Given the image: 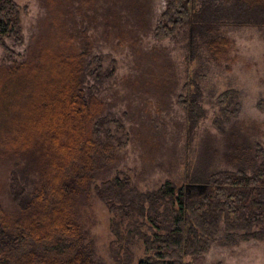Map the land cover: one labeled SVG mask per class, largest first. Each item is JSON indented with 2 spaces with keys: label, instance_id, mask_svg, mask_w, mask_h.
Segmentation results:
<instances>
[{
  "label": "rangeland",
  "instance_id": "obj_1",
  "mask_svg": "<svg viewBox=\"0 0 264 264\" xmlns=\"http://www.w3.org/2000/svg\"><path fill=\"white\" fill-rule=\"evenodd\" d=\"M12 1L19 35L0 39V208L10 216H19L15 198L31 194L37 180L29 150H19L22 135L30 132L26 141L33 142L35 109L22 111L17 96L32 89L56 93L68 65L61 48L67 42L85 67V93L102 106L92 136L93 179L76 209L94 264H118L125 253L132 264L148 256L132 232L134 220L142 219L127 215L121 204L110 210L97 194L103 184L128 181L129 189L145 196L166 183L187 185L196 174L251 175L264 163V15L255 9H236L231 0H196L197 10L205 3L221 13L212 34L232 46L216 62L205 39L193 42L186 26L173 38L155 37L167 0ZM230 9L236 17L226 19L222 14ZM241 15L246 17L237 20ZM6 67L13 70L4 73ZM226 92L231 102L221 105ZM140 226L151 235V225ZM223 235L221 225L208 251L185 262L264 264V242L223 246Z\"/></svg>",
  "mask_w": 264,
  "mask_h": 264
},
{
  "label": "trees",
  "instance_id": "obj_2",
  "mask_svg": "<svg viewBox=\"0 0 264 264\" xmlns=\"http://www.w3.org/2000/svg\"><path fill=\"white\" fill-rule=\"evenodd\" d=\"M167 1L155 29L157 39L173 38L186 26L193 42L197 37L205 39L214 61L229 56V39L212 34L221 14L215 7L203 3L197 10L196 0ZM231 1L236 9H255L264 15V0ZM52 2L56 4L57 0ZM222 16L228 19L236 14L230 9ZM242 17L246 15L237 20ZM18 35L17 6L12 0H0V39ZM69 44L61 47L67 52L68 65L62 66V81L56 93L32 89L17 96L21 106L23 103L22 111L29 112L31 106L35 109L29 122L33 142L26 141L30 132L22 135L19 150H29L33 162L29 170L37 173V180L31 194L16 196L19 216H10L0 208V264H94L90 246L85 244L86 234L76 220V209L78 197L93 179L97 149L92 136L102 106L96 97L85 93V67ZM12 70L6 67L4 73ZM228 94L219 97L221 105L231 102ZM182 106L188 113L189 106ZM201 115L199 110L196 117ZM7 118L10 120L11 115ZM128 186V181L115 179L103 184L97 194L110 210H116L114 204H121L127 208V215L142 219L134 220L132 232L139 236L148 256L137 264H188L186 257L197 258L208 251L221 225L223 246L251 240L264 242V163L251 175L242 170L196 174L187 185L176 188L166 183L145 196ZM145 222L151 225L147 228L151 235L139 228ZM131 261L132 255L125 253L118 264Z\"/></svg>",
  "mask_w": 264,
  "mask_h": 264
}]
</instances>
